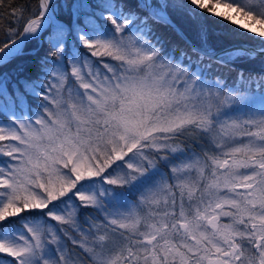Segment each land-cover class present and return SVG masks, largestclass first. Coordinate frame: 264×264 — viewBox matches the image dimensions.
<instances>
[{"label":"snow or ice","instance_id":"snow-or-ice-1","mask_svg":"<svg viewBox=\"0 0 264 264\" xmlns=\"http://www.w3.org/2000/svg\"><path fill=\"white\" fill-rule=\"evenodd\" d=\"M35 5L0 40V264H264V68L239 66L264 0Z\"/></svg>","mask_w":264,"mask_h":264},{"label":"trees","instance_id":"trees-1","mask_svg":"<svg viewBox=\"0 0 264 264\" xmlns=\"http://www.w3.org/2000/svg\"><path fill=\"white\" fill-rule=\"evenodd\" d=\"M16 4H22L24 6H30V10H35V0H5V4L3 7H0V40L4 39L5 30L9 27L11 24V16L9 15V10L11 7L15 6ZM211 23V26L213 28L219 29L220 26ZM212 42H216V37H211ZM231 43H249L252 45L258 46L254 41L249 40L246 36H237L234 37L231 41ZM27 63L34 64V60L29 58L26 61ZM240 67H244L246 70L254 71V72H260L262 68H264V62H261L260 59H257L256 61L249 62L246 64L239 65ZM233 75H235L233 73Z\"/></svg>","mask_w":264,"mask_h":264},{"label":"water","instance_id":"water-1","mask_svg":"<svg viewBox=\"0 0 264 264\" xmlns=\"http://www.w3.org/2000/svg\"><path fill=\"white\" fill-rule=\"evenodd\" d=\"M235 44H245V45H252V44H249V43H235ZM255 46V45H253Z\"/></svg>","mask_w":264,"mask_h":264},{"label":"rangeland","instance_id":"rangeland-1","mask_svg":"<svg viewBox=\"0 0 264 264\" xmlns=\"http://www.w3.org/2000/svg\"><path fill=\"white\" fill-rule=\"evenodd\" d=\"M256 46V45H255Z\"/></svg>","mask_w":264,"mask_h":264}]
</instances>
